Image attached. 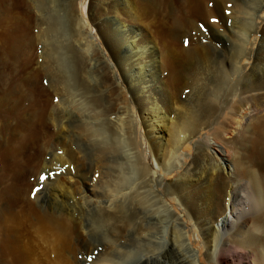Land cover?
I'll return each instance as SVG.
<instances>
[{"label":"bare ground","instance_id":"obj_1","mask_svg":"<svg viewBox=\"0 0 264 264\" xmlns=\"http://www.w3.org/2000/svg\"><path fill=\"white\" fill-rule=\"evenodd\" d=\"M31 1L38 2V0ZM109 1L115 7V4L121 0ZM4 3L5 0H0V7L3 8ZM18 4L20 6L25 5L28 8L30 0H19ZM165 5L169 8L170 3L167 2ZM235 5V3L232 4V0H186L184 10H187L190 18L191 14L196 17H192L194 19L191 20L189 17H185L184 14L178 20L173 19L174 32H182L186 27L188 30L195 29L199 18L211 23L212 18L221 14L224 7H226L225 10L230 11ZM73 6L74 0H71L67 10L69 24L71 26L76 24L80 34L83 35V40H91L90 44L85 42L84 45L96 47V53L94 54L104 58L107 68L112 71L113 77L116 76L118 88L127 92L129 98L127 97V101L124 97L127 102L123 107L120 106L121 103L116 107L109 103V105H100V108H98V101L105 97L103 91L97 95L88 93L87 88L90 85L86 87L87 80L79 78L77 75V72L84 70L85 63L81 60L78 62L67 45L64 46L67 51L65 48L64 51L59 50L58 46L61 42L58 41L57 37L60 33V23L57 20H49L48 22L41 15L38 18L37 29L39 38L44 39L46 45L50 43L52 48L56 49L53 52V58L56 62L54 81L58 83L54 85L55 90L68 95L65 97L64 94V97H62V94H59V101L55 106L44 108L45 100L42 93L44 91L33 85L36 83L39 74L28 71L31 66L29 53L34 45L32 42L33 34L29 25L31 18L29 11L25 15L26 26L17 31L15 37L11 35L10 41L8 39V42L0 41V264H45L42 259L34 256L36 253L32 254V249L36 245L34 236L38 234V231L53 230L57 232L60 250L69 249L68 251L74 252L81 245L73 246L71 239L81 240L77 233L79 231L83 232L86 226L82 218L84 207L79 206L80 202H83L84 205H91V207L96 206V214L100 225L107 228L104 234V243L111 244V248L106 253L104 252L103 259L109 260L108 264H120L113 257L124 256L127 253V243L139 247L147 246L146 248L152 251L151 248L154 245L147 241L160 234L165 236L164 242H170L171 239L168 240L166 237L170 235L174 236L175 239H179L181 245L188 244L191 247L188 241L190 232L198 236L197 216L199 215V208L197 210L191 208L190 202L193 203L191 195L186 188H183L185 177H188L187 170L183 171L185 162L179 159L178 164L175 165L180 170L179 182L172 186L166 188H137L132 185L131 187L134 188L125 191L127 179L122 172L124 166L132 168L137 174L141 175L140 183L144 187L148 186L150 181L151 183L156 182L157 178L162 176L161 167L163 163L160 156L162 135L158 131L159 124L164 125L166 120H169L171 125H176V120L172 121L168 114L163 113L162 107L165 106V98L154 90L155 85L147 83L139 85L138 78H144V73L146 71L152 72V69L155 70L153 67L156 65L151 66L148 70L146 69L147 66H150L147 63L149 59L146 60L148 54L146 48L137 47L139 42L136 35H126L117 19H115V31L107 23L100 20L93 21L95 26L92 23L93 26H90L89 23L83 20L86 16L84 11L80 9V12H76ZM6 9L9 10L10 8ZM162 15L164 16V14ZM167 20L163 18L162 23L167 25ZM213 24L216 25L217 23ZM94 29L102 35L104 42L97 43L94 41L95 35L92 32ZM193 36H190L192 41L196 40V37ZM244 36L247 39L249 34L245 33ZM103 46L111 53L113 60L105 55ZM199 50H201L200 46H192L184 51L188 60H191L199 53ZM47 56L48 54L45 53L44 57ZM96 58L90 56L88 63L92 59L96 60ZM111 61L116 63L111 65ZM44 68L49 70V66ZM117 68L121 69L123 78L119 77ZM217 69L215 68V71ZM220 71L225 75L223 68H220ZM104 80H102V84L105 82ZM263 89L264 80L254 83L251 90L244 87L241 94L244 95L247 91L256 92ZM246 98L241 96L234 108L237 114L234 117L237 118V124L239 125L243 121L247 123L251 115ZM96 100H98L97 104H95ZM259 108V113L264 114V105L259 106ZM217 109L218 104L213 100H201L198 101L195 109L186 110L187 112H184L186 118L184 127L187 133L180 136L178 143L182 144L185 140L194 137L199 125L203 122H210L214 118ZM61 113L64 115L62 116ZM124 113L129 115L128 120H125ZM111 114L116 116V121L114 119L113 123L117 129H114V127L109 129L108 127L106 119L110 121L111 119L109 120L108 117ZM68 117L76 118L77 121L83 117V120H79V124H72L69 121L67 122ZM91 117H95L96 120L99 118V120L91 122ZM126 121H128V127L131 128L129 135L126 134L125 129H122V124H125ZM49 123L55 126L57 130L54 140L50 139L51 136L49 137L50 131L45 132V130H49ZM246 126L243 127L242 125L241 130H244ZM248 132L246 142H241L244 151L237 158L242 159L249 155H254L256 158L261 156L262 158V155H264V117L257 119L253 123L252 130ZM71 143L76 145L75 149L69 147ZM201 143H206L207 147H213V153L223 162L220 168L225 170L226 159L230 160L233 157L226 147L231 141L222 143L217 136L199 138L196 142L197 150L202 151ZM124 151L130 152L125 164L118 160L120 159V153H124ZM45 155H47L46 158ZM79 155L87 159V167L81 165L82 157H79ZM113 160L114 165L110 164L108 167L107 164ZM253 162L257 164V167H260L261 172L264 171L262 160L255 159ZM55 163L57 165L52 181L50 179L38 183V177L41 173L44 172L46 175H50L49 171L53 170ZM94 165L96 168L106 170H101V177L92 180L91 184L87 185L84 180L87 178L88 172L91 173ZM168 167V165L165 166V170ZM229 167L232 166L229 165ZM245 170L242 171L244 174L250 173L249 175H253L252 172ZM233 173L236 174L234 169L231 174L227 172L224 177L217 179V182L214 180L216 183L213 184L214 186L211 184L215 188L218 197L216 206L224 210L220 214L213 213L210 218L202 220L201 229L213 240L220 233V229L215 224L217 219H220L224 226L231 218L237 191L233 187V180L235 179ZM63 174L68 176L67 179L63 177ZM71 178H75L74 182L70 181ZM252 181L260 203L264 204V185H260L254 177ZM43 182L44 185L47 186L48 183L51 187L47 194L43 190ZM204 183L202 181V184ZM107 184L110 187H107ZM36 188L41 189L34 195L32 190ZM105 188L112 189L107 190ZM97 190L102 193L104 191L109 195L107 200H94L92 195ZM112 190L117 192V196L116 194H110L109 191L112 192ZM118 193L120 194L118 195ZM58 194L63 200L58 201V198L56 199ZM76 194L79 195L78 199L75 196ZM69 200H73V203L71 204ZM172 201H175V203ZM98 203H101V205ZM175 205L180 207V213ZM75 211L80 213L78 218L73 216ZM148 221L154 222L148 223ZM171 221L174 222L173 231L170 228ZM254 226L259 235L256 233H249L245 236L237 234L235 241H232L233 243L227 241L228 239H224L220 244L217 243L213 247L209 252V256L213 260L223 261L225 260L224 247L230 244L238 246L254 245L259 253L261 264H264V247L258 241L260 236L264 239V217L257 218ZM86 232L93 235L95 230L87 228ZM131 235L132 237L129 239L128 237ZM116 236L129 239H126L123 248H114L113 245L117 241ZM192 251L195 250L192 249ZM146 258L149 262L153 260L152 256ZM197 260H199L198 256Z\"/></svg>","mask_w":264,"mask_h":264},{"label":"rangeland","instance_id":"obj_2","mask_svg":"<svg viewBox=\"0 0 264 264\" xmlns=\"http://www.w3.org/2000/svg\"><path fill=\"white\" fill-rule=\"evenodd\" d=\"M18 1L19 0H5L3 8L0 7V41H10V38L16 36L17 31H20L26 26L25 15L27 11H29L31 16L29 25L33 34L32 42L34 45L29 53L31 66L28 71L30 73L39 74L36 83L33 85H35L37 89H42L44 91L42 92L45 100L44 108L47 106H55L59 101L60 96L58 95L62 94V97H64L65 93L56 91L54 86L58 84L54 81L56 62L53 58V52H55L56 49L54 47L52 48L50 43L46 45L44 39H40L38 35V18L41 15L44 16L48 22L49 20H57L60 23V33H58L57 37L58 41L61 42L58 46L59 50L64 51V46L67 45L70 47L69 49L73 56L77 58L78 62L81 60L86 66L88 64L87 67L85 66L84 70L79 73L77 72V75L79 78L87 80L85 84L86 87L90 85L89 88H87L90 95H97L103 91L102 93L105 97L100 101H95V104H97L98 101L97 107L100 108V105H109V103L113 104V107L120 105V103L121 107L125 106L128 101V94L118 88L119 85H117L118 81L115 78L116 76L113 77L112 71H110L104 63V58L94 54L96 53L95 46L91 47L90 45H84L85 42L90 44L91 40L88 39V42L82 39L83 35L80 34L76 24L72 26L69 24L67 10L71 0H38V2L30 0L28 8L25 5L20 6ZM167 2L170 3L169 8L165 5ZM185 2L186 0H121L113 7L109 0H74V10L76 12H80V9L84 11L86 16L84 15L85 19L83 20L89 23L90 26L94 25L93 21L96 22L100 20L103 23H107L108 26L115 31V19H117L126 35H136L139 42V46L137 47L141 46L146 48L148 52L146 60L149 59L147 63H149L150 66H147L146 69L148 70L151 66L156 65L153 67L155 70L152 69V72L146 71L144 73V78H138L139 85H145V83L149 85L153 84V86L155 85L154 90L165 98V106L162 107L163 113L168 114V117L170 116L169 118H172V121L176 120V125L174 126L171 125V121L169 120H166L164 125H161V123L159 124L158 131H160V135H162L160 145V156L162 159L161 162L163 163L161 167L162 176L157 178L156 182L151 183L150 181V184L144 187V185L140 183L141 175L137 174L132 168L124 166L122 172L127 179V188L125 191L129 188H134L131 187L132 185L137 188H166L174 185L176 182L178 183L180 170L176 168L175 165L178 164L177 162L181 159L182 162H185V169L183 171L185 172V170H187L188 174V177H185L183 188H186L187 192L191 195V201H193V203L190 202L191 208L196 210L199 208V215L197 216L198 236L190 232L188 241L191 247L188 244L181 245L179 239H175L174 236L172 237L170 235L166 237L168 240L171 239L172 241L164 242L165 236L160 234L147 241L154 245V247L151 248L152 251H149V248H146L147 246L139 247L127 243V253L124 256L113 257V259L118 260L120 264H261L259 253L254 245L238 246L230 244L224 247L225 260L223 261L213 260L209 256V252L217 243L220 244L224 239H228L227 241L233 243L232 241H235V236H237V234L245 236L249 233H256L259 235L254 223L257 218L264 217V204L260 203L259 196L257 195L252 181L254 177L260 185H264V171L261 172L259 169L260 167H257V164L253 162L255 159L264 162V155H262V158L261 156L256 158L254 155H249L242 159L237 158L240 156V153L244 151V146L241 145V142H246L248 137L247 133L252 130L253 123L257 119L264 117V114L261 115V113H259V106L262 107L264 105V89L256 92L247 91L244 95L241 94L244 87L251 90L254 83L264 80V0H232V4L235 3L236 5L232 7V9L230 8V11L227 9L225 10L226 7H224L222 13L215 16L217 20L216 25L199 18L197 19L198 21L195 29L188 30L186 27L182 32H174L173 19L178 20L183 17L184 14L186 15L185 17L190 18L187 10H184ZM5 7L10 9L8 10ZM221 7L223 8V6ZM162 14H164V16ZM193 15L194 14H191V20L196 17ZM192 17L194 18L192 19ZM163 18L168 19L167 25L162 23ZM201 24L205 25L206 30L200 29ZM92 32L95 35V42H104L101 34H98L95 29ZM245 33L249 34L247 39H245ZM11 35L12 37H10ZM192 35L196 37V40H193L194 42L190 37ZM185 38L191 39L187 47L183 44ZM192 46H200L201 50H199V53L191 60H188L184 50ZM103 48H105V55L109 56L111 60V53L105 46H103ZM65 49L67 51V48ZM124 49L126 51V46ZM45 53L48 54L47 57H44ZM90 56L97 58L96 60L92 59L90 63H88V58ZM115 63L111 61V65ZM45 66H49V70L45 69ZM215 68L218 69L215 71ZM220 68L225 70V75L221 73ZM117 72L120 78L124 77L121 69L117 68ZM102 80L105 81L103 84ZM240 95L247 97L246 102L248 103L247 106L251 115L247 123L243 121L239 125L237 124V118H235L237 114L234 108L241 97ZM66 96L68 95L65 94V97ZM201 100H213L218 104V109L214 114V118L211 120L212 122L201 123L202 126L199 125L194 137L179 144L178 140L180 136L187 133L184 127L186 123L184 112L192 110L193 108L195 109L198 101L200 102ZM61 114L62 116L64 115L63 113ZM114 116L115 114H111L110 117H108L109 120L111 119V122L106 119L109 129H113V127L117 129L113 123L116 121V116ZM123 116L126 120L129 115L124 113ZM75 119L76 118L68 117L67 122L79 124L80 122L78 121L83 120V117L78 119V121ZM97 120H99V118ZM97 120L95 117H91L90 121L95 122ZM242 125L243 127L247 125V128L245 127L244 130H241ZM48 127L49 130H45V132L50 131L49 137L51 136L50 139L54 140L57 132L56 127L50 123ZM122 129H125L126 134H130L131 128L128 127V121L122 124ZM225 132L228 133L224 134ZM204 136L208 138L217 136L222 143H229L231 141L226 147L230 150L233 157H231L230 160L226 159L224 165L225 170L220 168L223 162L213 153V147H207L206 143H201V148H203L202 151L197 150L198 147H196V142L199 138H205ZM75 146V144H69V147L73 149H75ZM120 154V159L118 160L124 164L127 163L130 152L124 151V153ZM46 157L47 155H45V158ZM79 157H82L80 162L81 165L87 167V159H84L81 155H79ZM110 164L114 165V160L107 164L108 167ZM56 165L55 163L53 170L49 171L50 175H47L48 179L46 181L50 179L52 181ZM167 165L169 167L165 170V166ZM229 165L232 167H229ZM231 169H234L236 172V174L233 173L235 177L233 180V187L237 189L236 200L233 205L230 220L225 223L224 226L220 219H217L215 222L216 226L220 229V233L218 237L213 240L201 229L202 220L210 218L213 213L220 214L224 211L216 206L218 197L213 186L216 184L215 182L218 181L217 179L225 176V173L228 172V174H231ZM243 169H246L247 172H252L253 175H249L250 173L244 174ZM101 170L104 171L106 169L96 168L94 165L91 173L88 172L84 182L90 185L92 180L101 177ZM97 173H99V175H97ZM64 175L66 174H63V177L67 179L68 176ZM74 180L75 178H71L70 181L74 182ZM202 181L205 183L202 184ZM211 184L214 185L212 186ZM108 185L109 184H107V187H110V185ZM43 186V190L47 194L51 187L48 183L47 186L44 185V182ZM109 189L112 188H108L107 190ZM109 192L117 196L115 190H112L114 193L111 191ZM119 194L120 193H118V195ZM75 196L78 199L79 195L76 194ZM92 197L96 201H105L109 195L104 193V191L102 193L100 190H97ZM49 199L51 200L52 198L50 197ZM56 199L58 201L63 200L59 194L56 196ZM69 201L71 204L73 203V200ZM172 202L175 203V201ZM98 204L101 205V203ZM212 204L214 205L211 207ZM79 206L84 207L82 218L86 226L83 232L79 231L77 233L81 240L73 238L71 239V244L76 247L81 246L76 248L74 252L68 251L69 249L60 250L57 232L53 230H45L44 232L38 231V234L36 233L37 235L34 236L36 245H34L32 249V254L36 253L34 255L35 257L42 259L45 264L109 263V260H104L103 258L104 252L106 253L109 251L111 244L104 243V234L107 228L100 225L96 214L97 207L84 205L83 202H80ZM175 206L174 207L180 213V207L177 205ZM79 215L80 213L78 211L73 213L74 218H78ZM153 222L154 221H148V223ZM173 225L174 222L171 221L170 228L172 231ZM87 228L95 230V233L93 235L90 232L87 233ZM188 229H190V227H188ZM131 237L132 235L128 238L130 239ZM115 238H117V241L113 245L114 248H123L126 239H128L127 237L119 238V236ZM258 241L264 247V239L262 236L259 237ZM192 249L195 251H192ZM88 256H92L93 259L89 260L87 258ZM151 256L153 260L149 262L146 257ZM197 256L199 260L196 261Z\"/></svg>","mask_w":264,"mask_h":264},{"label":"snow or ice","instance_id":"obj_3","mask_svg":"<svg viewBox=\"0 0 264 264\" xmlns=\"http://www.w3.org/2000/svg\"><path fill=\"white\" fill-rule=\"evenodd\" d=\"M216 22H217L216 17H213L212 20H211V23H216ZM200 29L201 30H206L205 25L201 24L200 25ZM189 43H190V41H189L188 38H185L183 40V44H184L185 47H187L189 45ZM45 83H46V81H45ZM97 175H99V173H97ZM47 179H48V176L44 172H42L41 175L38 177V183L40 181H46ZM32 191H33V194L35 195L36 193H38L40 191V188L33 189ZM87 258L89 260L93 259L92 256H88Z\"/></svg>","mask_w":264,"mask_h":264}]
</instances>
